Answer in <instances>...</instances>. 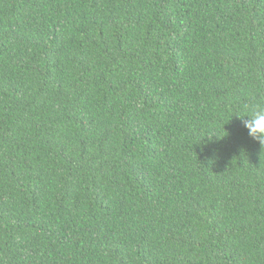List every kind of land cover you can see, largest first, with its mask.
<instances>
[{"label": "trees", "instance_id": "obj_1", "mask_svg": "<svg viewBox=\"0 0 264 264\" xmlns=\"http://www.w3.org/2000/svg\"><path fill=\"white\" fill-rule=\"evenodd\" d=\"M264 0H0V264H264Z\"/></svg>", "mask_w": 264, "mask_h": 264}, {"label": "clouds", "instance_id": "obj_2", "mask_svg": "<svg viewBox=\"0 0 264 264\" xmlns=\"http://www.w3.org/2000/svg\"><path fill=\"white\" fill-rule=\"evenodd\" d=\"M251 139L264 147V100H253L236 115Z\"/></svg>", "mask_w": 264, "mask_h": 264}]
</instances>
